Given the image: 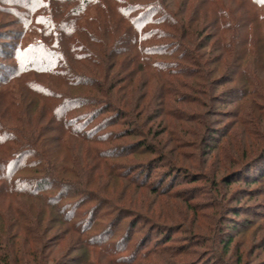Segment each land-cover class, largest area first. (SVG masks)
<instances>
[{
    "label": "rangeland",
    "instance_id": "obj_1",
    "mask_svg": "<svg viewBox=\"0 0 264 264\" xmlns=\"http://www.w3.org/2000/svg\"><path fill=\"white\" fill-rule=\"evenodd\" d=\"M27 1L0 0V78L8 76L5 67L18 65L12 55L19 48L24 65L30 60L34 66L44 65V59L57 61L42 51L40 33H25L26 6L20 4ZM121 36L124 43L126 36ZM85 41L80 37V42ZM95 42H86L87 54L92 46L99 50L106 45L101 37ZM175 44L168 41L164 46L171 51ZM152 61L175 64L171 58ZM81 64H75L78 71L92 77ZM55 67L52 73L58 71ZM71 68L65 65L60 71L72 73L75 66ZM41 74L21 70L8 85L0 86V175L12 173L19 161L16 154H26L24 139L31 134L39 152H48L67 172L61 173L63 185L44 188L41 199L18 194L26 181L44 177L46 166L29 155L19 172L11 174L10 185L0 183L2 260L10 261L13 254L21 258L41 240L43 246L40 243L38 248L52 255V264L74 260L78 264H264V183L249 182L264 176V165L256 166L264 148V103L253 104L251 95L232 99L220 94L217 101L208 102L183 88L176 92L194 97L176 103L177 97L161 92L163 88L159 91L165 78L152 71L145 76L148 85L143 81L132 100L128 97L131 110L99 114L107 103L105 96L98 97L96 106L77 110L75 119L84 124L77 137L57 131L47 107H56L58 96L62 101L75 96L86 100L88 90L76 94L63 78ZM137 104L140 116H134ZM104 119L114 126L101 127ZM127 131H135V137L127 136ZM142 143L150 145L152 153L139 147ZM59 196V207L73 212H69L70 226L48 203ZM26 212L33 219L32 225L24 224L30 227L31 245H25L27 232L19 224L27 219ZM72 224L81 234L72 232ZM107 232L113 236L103 247L98 241ZM94 243L96 249L91 248Z\"/></svg>",
    "mask_w": 264,
    "mask_h": 264
},
{
    "label": "trees",
    "instance_id": "obj_2",
    "mask_svg": "<svg viewBox=\"0 0 264 264\" xmlns=\"http://www.w3.org/2000/svg\"><path fill=\"white\" fill-rule=\"evenodd\" d=\"M163 1L146 0L143 3H132L133 0H30L22 2L20 6H26L22 20L23 26L28 27L27 32L23 27L25 33L29 34L31 31L40 33V39L43 40L41 42L43 44L40 45L42 51L54 55L57 61L54 59V63H51L49 59H44L43 61L46 62L44 65L34 66L30 60L24 65L25 61L18 58L19 48L12 55L15 64L18 60V65L4 68L8 76L0 78V86L2 83L3 86L8 85L7 81L21 70L22 72L31 70L49 76L46 78L59 81L63 78L68 89H74L76 94L80 90H88L89 97L85 98L86 100L82 98L79 100L75 96L76 98H71V101H62L58 96L60 103L58 102L59 104L54 108L47 107L48 113L57 122V131L77 137H81L78 131L81 125L84 126L79 123V117L75 119L77 115L74 114L77 110L96 106L99 96H105L102 98L107 102L104 103L105 107L99 110V114L114 111L119 113L122 112L121 109L131 110L132 102L128 97L132 100V96L139 91L143 81L146 86L148 85L145 76L152 71L158 72L161 78H165L161 79L162 87L159 91L163 88L161 92L177 97L174 100L176 103L189 102L192 100L191 97H194L176 92L179 88L204 96L208 102L217 101L215 98L220 94L223 97L231 96L232 99L251 95L250 102L253 104L264 103V0H236L232 4L226 3L229 2L228 0H165V3ZM94 11H98V16H92ZM18 14L20 17L22 12ZM122 34L126 36L124 39L127 42L125 40L124 43L121 42ZM82 36L86 40L84 43L80 42ZM98 37L105 40L104 49H93L92 46L90 54H87L86 42H94L93 45H96L95 41ZM168 41L177 42L171 51L164 46ZM154 57L171 58L175 64L153 63ZM35 63L38 64V61ZM75 64L85 67V71L92 77L78 71V65ZM55 65L58 71L52 73ZM65 65L69 70L74 65L75 72L60 71ZM64 96L67 97L63 93L62 97ZM135 106L134 110L137 113H134V116L135 114L140 116L138 114L140 106L139 104ZM104 120L100 124L101 127L114 126L113 121ZM90 124L88 123L87 126ZM135 133V131L134 133L127 131L126 134L135 137ZM30 137L33 135L28 136V140L26 137L24 139L26 154L22 156L16 154L19 161L14 163L11 174L19 172V166L26 156L39 159V166L47 167L44 168L43 179L26 181L25 187L17 193L26 194L27 198L41 199L39 195L44 188L50 185L52 187L63 185L61 173H66L67 169L62 163L57 165L50 159L48 152L40 153ZM139 147L152 153L151 146L146 143H142ZM258 157L256 166L264 165V148L261 149ZM237 168L239 169L240 165ZM11 174L9 171L6 176L0 175L2 186L4 182L10 185L13 176ZM13 182L14 180L12 184ZM249 182L264 183V176L260 179L252 178ZM3 188L6 189L5 186ZM59 198L62 196L48 201L45 197L52 205V209L55 208L54 211L60 213L67 221L63 222L70 226L73 221L69 213L71 211L68 210L69 208L59 207ZM26 214L27 219L19 224L23 227L22 230L29 234L25 233L24 240L25 245H28L32 237L29 232L30 227L28 229L24 224L32 225L33 219L28 218L27 212ZM76 226L78 228V225ZM72 229L73 233L80 232L74 226ZM111 236L113 233L107 232L102 240L98 241L99 244L104 247V244L109 243ZM40 241L38 240V243L36 240L33 246L31 242V246L23 254L24 257L20 258L19 255L13 254L10 261L2 260L1 257L0 261L3 264H52V255H45L39 250ZM96 246L98 245L94 243L91 248L96 249ZM77 248V251L81 250L80 247ZM70 263L80 262L74 260Z\"/></svg>",
    "mask_w": 264,
    "mask_h": 264
}]
</instances>
